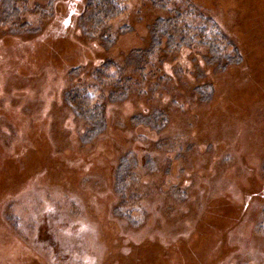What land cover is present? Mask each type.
Returning a JSON list of instances; mask_svg holds the SVG:
<instances>
[{"label":"rangeland","instance_id":"1","mask_svg":"<svg viewBox=\"0 0 264 264\" xmlns=\"http://www.w3.org/2000/svg\"><path fill=\"white\" fill-rule=\"evenodd\" d=\"M49 1L0 21V264H264V0H127L93 33L87 0ZM177 14L219 54L135 57Z\"/></svg>","mask_w":264,"mask_h":264},{"label":"trees","instance_id":"2","mask_svg":"<svg viewBox=\"0 0 264 264\" xmlns=\"http://www.w3.org/2000/svg\"><path fill=\"white\" fill-rule=\"evenodd\" d=\"M26 0H0V21L3 23H9L12 27L17 28L27 26L28 24L23 23L21 20V14L23 9H25L24 2ZM51 1V0H50ZM49 1V2H50ZM127 0H87L85 5V11L80 16L79 25L80 28L85 32L93 33L94 29L99 25L102 26L106 23V21L118 16L122 13L124 9L125 2ZM162 1L166 0H157L155 1L161 7H164V3ZM51 4V3H50ZM180 20L181 16L177 14L176 16H172L170 18L159 20V22L152 27V39L149 49L137 50V54L134 55L138 58H146L151 57L153 52L159 49V46L162 44V40L166 39L169 45L182 46L183 44H191L192 41L198 44H201L207 47L210 52L213 54H219L221 50V45L212 38H208L206 33L210 29H217L214 25L213 27L210 25V29L207 27L195 26L194 32H190V36H185L180 33ZM19 24V25H18ZM106 31V28H103ZM211 30V31H212ZM106 33H108L106 31ZM105 34V33H104ZM109 34V33H108ZM107 34V35H108ZM225 39V40H224ZM222 39V42L226 44L227 39ZM224 40V41H223ZM229 43V42H228ZM225 55V59L227 63H233L234 57ZM214 60L220 64L222 57H214ZM225 62V63H226ZM223 65V63L221 64ZM129 79L125 78L118 81V85H120L116 91H120V93H124L128 89ZM84 88L76 87L70 90L66 96V100L69 101L73 107H75L76 113L79 116H83L90 123L87 132H92L90 137L99 133L104 126V111L102 106L98 103H93L90 99V96L86 93ZM115 92V91H114ZM157 116H162V113L158 110L155 111ZM160 120L161 119H156ZM158 121L155 123L154 120L145 119L143 120L146 124H153V122L158 125Z\"/></svg>","mask_w":264,"mask_h":264}]
</instances>
